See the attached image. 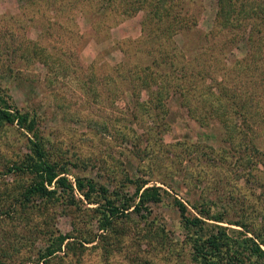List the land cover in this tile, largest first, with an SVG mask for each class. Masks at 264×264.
I'll list each match as a JSON object with an SVG mask.
<instances>
[{
    "label": "rangeland",
    "instance_id": "rangeland-1",
    "mask_svg": "<svg viewBox=\"0 0 264 264\" xmlns=\"http://www.w3.org/2000/svg\"><path fill=\"white\" fill-rule=\"evenodd\" d=\"M120 2L0 0V89L21 110L36 115L50 158L65 162L69 178L87 176L108 190L123 183L119 190L127 194L133 181L145 180L169 196L149 204L146 217L129 212L117 221V233L108 232L100 241L96 212H76L73 218L59 202L44 236L32 228L33 221L26 224L29 231L22 229L21 220L4 212L13 182L4 170L27 150V133L14 124L0 125V261L5 264H192L171 196L186 204L219 200L216 208L225 210L226 220L242 219L255 230L264 225V157L232 169L234 157L220 123L239 120L230 114L226 98L214 96L221 84L239 94L240 102L255 105L247 119H254L252 136L264 150V90L238 69L248 52L258 47L256 54L263 53V29L247 42L249 27L243 33L213 25L216 0H195L183 10L196 13V25L163 42L166 22H147V8L126 16ZM254 2L264 4L247 0L245 7ZM224 36L231 44L222 46ZM163 47L169 55L165 60L159 56ZM140 77L149 84H139ZM159 85L168 91L161 100L166 113L159 108V97L155 101ZM209 102L217 111L205 109ZM32 200L22 208L34 211L39 201ZM57 233L89 242L80 240L67 253L61 247L44 262L41 247ZM166 238L170 242L164 245Z\"/></svg>",
    "mask_w": 264,
    "mask_h": 264
},
{
    "label": "trees",
    "instance_id": "trees-1",
    "mask_svg": "<svg viewBox=\"0 0 264 264\" xmlns=\"http://www.w3.org/2000/svg\"><path fill=\"white\" fill-rule=\"evenodd\" d=\"M118 1H121L120 12L126 16L147 8L149 13V15H145L147 22L153 20L160 24L166 22L162 28L163 34L161 37L163 42H166L165 40L169 38L170 34L179 31L185 32L196 25V13L188 14L183 10L185 3L195 0ZM246 1L216 0L213 25L215 26V23H218V29L223 28L228 31L234 30L237 32L236 29H242L243 33L249 27V35L246 38L248 42L255 32L261 31V29L264 31V4L259 5L254 2L252 3L253 6L249 5L250 7L247 8L248 6L245 7ZM208 33H211V31H208ZM221 42L222 46L231 44V39L224 36ZM257 48L252 52H248L238 61V69L247 77L248 82L252 77L253 84L257 87L261 86L264 90V49L263 53L258 52L256 54V50L259 51V48ZM172 55L174 54L171 53L170 56ZM257 55L262 56L258 57ZM159 56H161V60L169 58L164 47L159 48ZM248 70H251L250 74L247 73ZM137 81L144 86L149 84L145 77L137 78ZM132 92V94H135L134 96H139L138 92ZM217 92L214 96L216 98H226L230 107V114L234 115L235 120H239L238 124L227 120H222L220 123V133L229 142L230 156L234 157L231 164L232 169L238 166L255 165L259 160L262 161L264 150L254 142V135L252 136L251 129L253 128L254 119H251L252 121L247 119L249 114L253 116L251 110L255 105L251 102L248 104L240 102V95L236 94L230 87L225 88L220 84ZM167 93L166 87L162 85H159V90L154 92L155 101L159 97V108L165 113L167 110L164 104H161V100L164 101L168 97ZM181 94H183L182 91ZM182 99L184 103L188 102L186 98ZM218 102L217 99L215 105ZM215 105L213 106L209 102L205 109L212 110L214 108L217 111ZM228 105L226 106L228 107ZM187 109L192 110L191 106H187ZM159 115L161 116L160 113ZM261 115L264 116V108ZM37 120L34 113L31 114L29 111L21 110L12 102L10 95L0 89V125L14 124L27 133L24 143L27 150L20 155L21 158L17 161L9 160L10 163L4 170V172L13 175V182L9 184L11 190L6 191L5 194V202L8 201L5 203L4 212L8 210V214L11 213L10 218L21 220L22 225L20 227L22 229L27 226L29 231L30 226L26 224L33 221L35 226L32 228H37L40 235L44 236L45 227L53 219H51V216L55 212V202H59V205L64 206L63 208L73 218H76L77 213L80 214L83 211L96 212V226L100 230L97 236L100 241V239L106 238L108 232L117 233L118 229L115 227L117 221L129 217V212L140 218L146 217V213L149 212V204L161 203L165 197L169 196L166 189L157 185H146L147 181L145 180L133 181L132 192L127 194L119 190L123 188V183H119L112 190H108L102 182H96L87 176L74 174L69 178V169L65 162L50 158L51 152L46 146L47 140L43 139ZM235 120L234 122H236ZM262 121L264 123V119ZM236 137L239 140L237 143L234 142ZM209 150L212 152L211 149ZM18 179L22 183L13 185ZM126 180L132 182L130 179ZM32 199H38L39 201L34 203L33 206H36L34 211L31 209V211H27L22 208L23 204L32 203ZM169 203L178 212L180 226L185 231L184 241L188 245L192 264H264V225L262 228L255 230L242 219L226 220L225 210L221 207H219L220 209L216 208L219 200L202 198L194 202L188 201L186 204L181 199L171 196ZM89 204L92 206H89ZM188 206L193 212L189 211ZM141 209L146 211L145 215L139 213ZM18 213L21 215L16 216ZM225 222L240 228L227 226L224 224ZM72 223H74V220ZM48 240L45 243L46 245L44 244L41 247V252L39 249V258L43 259L44 262L53 253L60 251L61 247H63V253H67L68 249L73 247L74 244H82V240L83 243L89 242L85 241L87 239L84 240L78 235H71V233H57ZM167 242H170L167 238L161 240L164 245ZM0 264L5 263L0 261Z\"/></svg>",
    "mask_w": 264,
    "mask_h": 264
}]
</instances>
